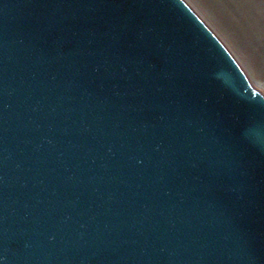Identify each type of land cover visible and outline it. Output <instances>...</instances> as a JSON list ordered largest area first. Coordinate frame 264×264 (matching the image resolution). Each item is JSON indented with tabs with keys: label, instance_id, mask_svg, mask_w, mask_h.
Instances as JSON below:
<instances>
[{
	"label": "water",
	"instance_id": "95a60500",
	"mask_svg": "<svg viewBox=\"0 0 264 264\" xmlns=\"http://www.w3.org/2000/svg\"><path fill=\"white\" fill-rule=\"evenodd\" d=\"M0 264H264V95L185 0H0Z\"/></svg>",
	"mask_w": 264,
	"mask_h": 264
},
{
	"label": "rangeland",
	"instance_id": "374dc122",
	"mask_svg": "<svg viewBox=\"0 0 264 264\" xmlns=\"http://www.w3.org/2000/svg\"><path fill=\"white\" fill-rule=\"evenodd\" d=\"M264 95V0H185Z\"/></svg>",
	"mask_w": 264,
	"mask_h": 264
}]
</instances>
